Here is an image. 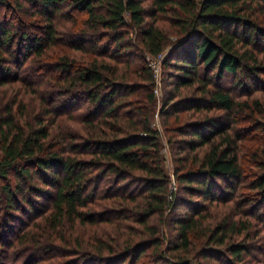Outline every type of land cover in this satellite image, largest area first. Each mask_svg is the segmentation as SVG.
I'll return each instance as SVG.
<instances>
[{"label":"trees","instance_id":"obj_1","mask_svg":"<svg viewBox=\"0 0 264 264\" xmlns=\"http://www.w3.org/2000/svg\"><path fill=\"white\" fill-rule=\"evenodd\" d=\"M26 5L45 17L38 32L21 21L16 35L0 12V85L26 79L33 95L0 102V239L18 211L41 215L42 197L36 232L16 236L24 264L247 263L253 227L264 231V137L247 136L264 133V99L252 97L264 91V0H0L6 13ZM166 15L178 26L164 60L174 90L200 95L171 94L162 113H205L172 128L175 182L144 59L170 43ZM227 76L246 98L222 86Z\"/></svg>","mask_w":264,"mask_h":264},{"label":"rangeland","instance_id":"obj_2","mask_svg":"<svg viewBox=\"0 0 264 264\" xmlns=\"http://www.w3.org/2000/svg\"><path fill=\"white\" fill-rule=\"evenodd\" d=\"M150 1H148L147 4H149ZM26 11H22L19 9H10L8 13L5 12V9H0V12L5 13L7 15V18L11 21L13 20L14 22V33L17 35L19 30V26L21 24V21H24L22 24L27 26L26 29H28L31 32H38V25L43 24L45 22V17L43 15L37 14L34 12V8L32 6H25ZM33 14V15H32ZM19 19V20H18ZM33 23V25H31ZM159 24L161 26H164V28L167 31L170 43L167 45V47L164 48L162 54L160 56H154L148 52H144V59L147 62L148 66L151 68V70L154 73L155 77V84H154V94H155V103L153 105L154 112L152 116V126L156 128L160 132V140L162 143V153L164 156V166L168 174L170 175L171 179L173 182H175V176H174V171L177 166V162L175 161V158L178 154V149L176 147H172V144L169 143V136L173 135L175 136L176 134L172 130L175 126L178 124H181L183 122H186L188 120H197L198 118L203 117L202 113L205 114L204 112H194V111H181L179 112V117L176 118L175 114L167 116L162 113L164 106H165V100L167 99L168 96L171 94H175V99L178 97H183V96H188V95H200L198 93V90H196V85L192 87H181L179 90H174V85H173V77H170V75L174 72H178L174 68L168 65H164V60L166 59L168 52L173 46V42L176 41L177 35L175 34V30H177L178 26L176 25L175 21L171 19L168 15L162 16L159 19ZM17 29V30H16ZM134 36V35H133ZM136 57L130 56V59L133 61V66L136 64H139L140 61L138 59L134 60ZM38 62H33L30 61L28 62L27 65H24V69L27 68L25 71L28 73L30 66H35L37 65ZM16 69H19L18 66L15 67ZM23 69V70H24ZM139 70V68H138ZM23 71H21L22 74ZM26 73V74H27ZM29 74V73H28ZM212 75L214 73H211ZM30 79H33L31 75L29 74ZM45 77V76H44ZM44 77L39 76L37 80L44 79ZM264 78V75L262 76ZM233 79L230 76H227L225 79L222 81V86L226 88H230L234 93H236V96H239V98H246L245 95H242L239 90H237V87H233ZM32 90V87L30 88L27 84L26 79H20L19 82H8L3 85H0V102L1 100L4 99H9L10 97L13 98L14 96H18L20 98L21 96H24L28 101H31V97L33 96L32 93L30 92ZM258 96L264 99V91H258L253 94L252 97ZM29 106L32 108L35 102L32 104L29 102ZM91 104L85 103L82 109H80L79 112L81 111H86L87 108H89ZM222 111L219 110H212L209 113L214 114V115H219L221 114ZM251 120L245 119L244 124H250ZM177 136V135H176ZM248 139L251 140V142H258L261 141L262 137H264V133L261 131H254L253 133H250ZM182 137L177 136V139H180ZM264 139V138H263ZM247 145L248 142L244 141ZM246 145V146H247ZM202 153V152H201ZM184 154V152H182ZM255 171H257L256 168H254ZM15 179L13 178V181ZM34 184H37L38 186H43L38 177H35L33 180ZM17 196L22 197L21 193L17 192ZM185 194V193H184ZM187 195V194H185ZM37 196V195H36ZM40 202V208H39V213L41 215H36L37 212H31V213H24L21 211H18L17 216H20L22 219V222L16 223V227H14V231L12 230V233L9 232L7 235L3 236L4 238L1 240L0 239V264H24L23 259L19 258V254L21 252L25 251H19L17 248H20V244L18 242V239L16 236L20 235L25 228H33V231H30L29 235L32 236L34 232H36L35 227L33 226L34 221L39 222L44 214L49 212L48 208L46 209L45 205H48V200L38 197L37 199ZM42 204V205H41ZM6 211L8 212L7 206H5V203L3 201H0V224L5 221V218L7 215L5 214ZM5 212V213H4ZM178 212L182 213L185 212V209H180ZM43 214V215H42ZM2 224L0 225V228L2 227ZM262 226V225H261ZM260 226V227H261ZM258 228V227H257ZM35 229V230H34ZM162 229L166 231L167 234H174L176 230L172 228L171 226H164ZM252 238L251 244H253L254 251H253V256L252 257H246L247 263H242V264H248L251 260V264H264V253L261 250V246H264V231L263 230H258L253 227L252 229ZM8 239L12 240V248L6 244L5 242L8 241ZM23 246V245H22ZM20 253H17V252ZM41 252L38 251L37 255L41 256ZM46 255V254H45ZM21 256V255H20ZM25 256V255H24ZM19 258V259H18ZM256 258H259L257 261ZM50 259H47L45 261H40L38 264H51ZM193 264H196L195 261H193ZM213 264H221L218 261H214Z\"/></svg>","mask_w":264,"mask_h":264}]
</instances>
